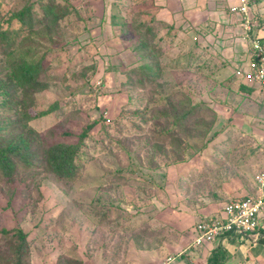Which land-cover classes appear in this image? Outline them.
Returning <instances> with one entry per match:
<instances>
[{
    "label": "rangeland",
    "instance_id": "1",
    "mask_svg": "<svg viewBox=\"0 0 264 264\" xmlns=\"http://www.w3.org/2000/svg\"><path fill=\"white\" fill-rule=\"evenodd\" d=\"M47 1L67 6L65 19L34 29L11 51L0 44V78L13 58L46 55L53 79L31 95V112L40 115L26 120L34 144L37 133L43 150L90 132L76 179L55 174L43 158L0 175V230L21 221L25 264H160L168 256L192 264L200 218L220 216L226 203L256 192L264 88L223 69L217 53L200 47L193 54L203 39L183 33L187 24L174 23L172 45L160 41L166 28L141 48L146 35L139 27L155 24L157 0ZM159 42L164 52L146 63L160 65L161 74L143 87L129 70ZM178 118L185 119L167 136L163 129ZM0 120L11 123L6 115ZM4 239L0 233V264H12L17 239Z\"/></svg>",
    "mask_w": 264,
    "mask_h": 264
},
{
    "label": "trees",
    "instance_id": "2",
    "mask_svg": "<svg viewBox=\"0 0 264 264\" xmlns=\"http://www.w3.org/2000/svg\"><path fill=\"white\" fill-rule=\"evenodd\" d=\"M37 1L40 2L42 12L38 11ZM37 1L30 0L26 6L19 9L16 8L19 3L18 0H11L9 2L11 3L10 6H6L3 2L0 4V44L5 45L6 50L11 51L16 41L21 40L23 43L24 39H30L31 31L34 29H44L46 26L58 27L65 19L64 11L67 10V6H64V4L47 0ZM4 6H6L5 10L3 9ZM49 15L52 16L51 20H48ZM155 20L154 25L142 23L139 27V31H144L146 35V38L144 37V40L140 43L143 49H149L148 42L155 39L158 29H168L164 38H160V41L165 43L172 45L178 36V33L172 31L175 28L174 23L157 17H155ZM189 29L200 34L203 32L201 27L192 28V26L184 27L183 32L186 33ZM162 52H164L163 46L159 42L157 45L152 46L151 55L144 57L146 60L144 63L129 70L130 75L137 79L139 85L145 87L148 82H153L161 74L160 65H150L146 62L150 56L155 57L159 54L160 57ZM195 52L197 51H193V54ZM31 55L32 53L13 58L11 63L6 68L4 67L6 70L3 73H6L7 76L0 78V88L2 89L0 92V116L6 115L11 120L8 125H4L0 120V175L11 177L17 168L21 166L30 168L37 165L43 158L55 174L70 180L76 179L81 175L80 166L82 161L80 157L83 152V143L88 137L90 129H85L76 142L55 139L43 150L39 149L41 142L37 133L35 135L36 145L34 144L32 136L34 137L36 132L26 125V120L40 114H32L31 112V95L41 88L43 82L46 81L47 83L53 78L48 72L50 60H47V56L43 54L42 56L36 55L33 57ZM182 58L188 60L190 55L179 56L170 61V64L179 66ZM253 58H255V55H253ZM14 114L25 116L26 119H24V122L19 117L14 120L12 117ZM184 119L178 118L175 120L172 125L163 129L164 133L167 136L173 135L175 126L181 124ZM18 129L23 130V132H18ZM259 232L264 233V228L260 227ZM0 233L6 239L14 237L17 239L15 258L12 264H25L29 243L28 234L21 227V221L16 222L10 229H1ZM226 258L227 251L223 246L216 245L207 259V264H225Z\"/></svg>",
    "mask_w": 264,
    "mask_h": 264
},
{
    "label": "crops",
    "instance_id": "3",
    "mask_svg": "<svg viewBox=\"0 0 264 264\" xmlns=\"http://www.w3.org/2000/svg\"><path fill=\"white\" fill-rule=\"evenodd\" d=\"M157 1L160 7V10H157L158 18L171 23L176 22L177 26L187 24L192 28L201 27L203 29L201 34L194 30L186 32L190 36L193 35L191 38L195 40L202 36L203 44L197 46L195 50L203 47L206 51L217 53L219 60L224 61L223 69H231L236 73L241 71L243 77L248 76L252 71L253 50L250 41L243 37L244 28L240 16L230 11V6L236 4L238 0ZM250 14L253 30L264 43V0H252ZM254 182L255 193H257L255 178ZM262 221L264 228V218ZM216 245L223 246L227 251L225 264H264V233L262 232L245 236L243 239L232 235L225 236L202 246L199 250L194 247L189 252L191 263L207 264V259ZM173 264H176V259Z\"/></svg>",
    "mask_w": 264,
    "mask_h": 264
},
{
    "label": "built area",
    "instance_id": "4",
    "mask_svg": "<svg viewBox=\"0 0 264 264\" xmlns=\"http://www.w3.org/2000/svg\"><path fill=\"white\" fill-rule=\"evenodd\" d=\"M252 0H238L230 6V11L240 16L244 39L250 41L253 55L252 71L248 74L252 80L264 88V43L253 30L250 4ZM241 75V71L237 72ZM258 192L237 198L226 203L222 214L217 217L204 216L200 218L195 228L193 245L202 247L206 244L224 238L259 234V228L263 225L264 218V170L255 177ZM231 234V235H230ZM175 257L168 256L160 264H173Z\"/></svg>",
    "mask_w": 264,
    "mask_h": 264
}]
</instances>
